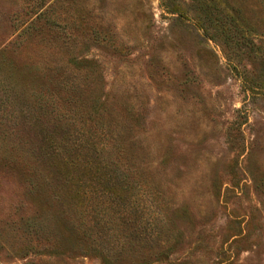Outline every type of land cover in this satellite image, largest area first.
I'll return each instance as SVG.
<instances>
[{"label":"rangeland","instance_id":"1","mask_svg":"<svg viewBox=\"0 0 264 264\" xmlns=\"http://www.w3.org/2000/svg\"><path fill=\"white\" fill-rule=\"evenodd\" d=\"M0 264H264V0H0Z\"/></svg>","mask_w":264,"mask_h":264},{"label":"trees","instance_id":"2","mask_svg":"<svg viewBox=\"0 0 264 264\" xmlns=\"http://www.w3.org/2000/svg\"><path fill=\"white\" fill-rule=\"evenodd\" d=\"M164 1H165V0H164ZM173 11H174V13H175V10H173ZM217 30H218V29H217ZM217 33H219V32H217ZM89 174H90V173H89ZM73 176H74V175H71V172H66V174H64V179H65L66 182H70V180L73 179ZM104 178H105V177H104ZM89 179H92V178H89ZM102 194L106 195V197H108L109 195H110V196H113L114 194H116V191L113 190V189L110 187V182H109L108 184L105 183L104 188H103V193H102ZM68 196H69V197L71 196L73 199H76V197H79V199H82L83 196H84V194L81 192V190H80V194L78 193V190H77L76 192L68 191ZM88 197H89V194H88ZM125 239H126V238H125ZM152 240H153V239L148 238L147 242H150V241H152ZM125 245H126V244H124V247H125ZM102 253H103V252H102ZM106 253H109V251L106 252Z\"/></svg>","mask_w":264,"mask_h":264}]
</instances>
